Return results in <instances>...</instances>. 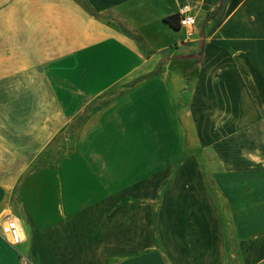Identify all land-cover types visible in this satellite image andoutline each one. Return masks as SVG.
Wrapping results in <instances>:
<instances>
[{"label": "crops", "instance_id": "obj_1", "mask_svg": "<svg viewBox=\"0 0 264 264\" xmlns=\"http://www.w3.org/2000/svg\"><path fill=\"white\" fill-rule=\"evenodd\" d=\"M183 4L190 34L163 21ZM115 106L118 163L89 146ZM8 216L0 264L263 260L264 0H0Z\"/></svg>", "mask_w": 264, "mask_h": 264}, {"label": "rangeland", "instance_id": "obj_2", "mask_svg": "<svg viewBox=\"0 0 264 264\" xmlns=\"http://www.w3.org/2000/svg\"><path fill=\"white\" fill-rule=\"evenodd\" d=\"M119 26L122 28L123 32L128 35L134 37L137 41L136 44L139 46V48L143 51L144 55H148L150 51L148 50V47L146 46L145 41L142 39V37L134 30H131L128 28L127 25H122L119 24ZM165 62V58L163 57L160 59L158 66L160 67L163 63ZM147 96V95H145ZM164 107V106H163ZM162 106H158L159 109L163 108ZM119 106H115L113 109L109 110V112L106 113V115L109 116V120L104 122V126L101 127L100 130H97V133H95L93 136L89 137V146L94 147L97 151H100L101 148L104 149L106 153L105 157L106 160L114 163H118L120 160V154H119V145H120V140H121V132L120 129H122L120 123L121 121L119 120V111H118ZM166 108V107H165ZM121 113L124 111H120ZM169 112L165 111H160L157 113V118L154 116L151 119H146L145 115L143 119V130L144 132L146 131V128H153V129H161V128H169V123L168 120L170 119V116L168 114ZM122 120L126 119L125 115L121 116ZM145 120V121H144ZM149 120V127L147 125V121ZM99 129V128H98ZM152 129V131H154ZM142 139V145H147L149 142V138L147 135L144 133V137L140 138ZM148 141V142H147ZM88 144V143H85ZM110 152H107V151ZM109 153V154H107ZM164 159L168 154H162ZM161 160V159H159Z\"/></svg>", "mask_w": 264, "mask_h": 264}, {"label": "built area", "instance_id": "obj_3", "mask_svg": "<svg viewBox=\"0 0 264 264\" xmlns=\"http://www.w3.org/2000/svg\"><path fill=\"white\" fill-rule=\"evenodd\" d=\"M190 11L191 7L183 4L180 6L178 14L179 26L186 28L189 34L194 25V17L190 14ZM0 231L2 236L12 243H18L23 239L20 223L13 216H8L4 222H0ZM258 264H264V259L258 262Z\"/></svg>", "mask_w": 264, "mask_h": 264}, {"label": "trees", "instance_id": "obj_4", "mask_svg": "<svg viewBox=\"0 0 264 264\" xmlns=\"http://www.w3.org/2000/svg\"><path fill=\"white\" fill-rule=\"evenodd\" d=\"M163 21L168 23L174 29H178L180 27L178 22V16L176 14L164 16Z\"/></svg>", "mask_w": 264, "mask_h": 264}]
</instances>
